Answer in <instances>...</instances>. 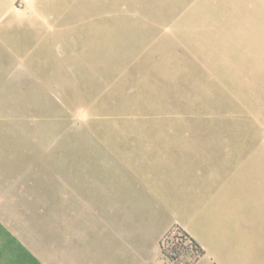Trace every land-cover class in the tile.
Returning <instances> with one entry per match:
<instances>
[{"label":"rangeland","instance_id":"374dc122","mask_svg":"<svg viewBox=\"0 0 264 264\" xmlns=\"http://www.w3.org/2000/svg\"><path fill=\"white\" fill-rule=\"evenodd\" d=\"M231 1L57 0L54 24L0 27V66L27 86L0 107L15 114L14 165L45 179L63 236L74 211L97 226L105 199L173 186L166 165H264L263 59L231 40L247 15Z\"/></svg>","mask_w":264,"mask_h":264},{"label":"crops","instance_id":"0c3cea01","mask_svg":"<svg viewBox=\"0 0 264 264\" xmlns=\"http://www.w3.org/2000/svg\"><path fill=\"white\" fill-rule=\"evenodd\" d=\"M56 1L0 0V27L54 24ZM231 4L247 14L230 22L243 27L241 35L231 30V40L240 36L247 56L264 64V0ZM1 61L0 107H9V91L27 86L14 84L20 69ZM15 131L13 110L0 109V264H168L160 240L175 225L204 250L193 264H264V165H166L159 173L173 186L157 185L150 198L125 190L114 200L105 196L97 226L94 215L74 211V234L63 236L40 204L45 179L25 174L29 165H14ZM189 170L196 173L186 180Z\"/></svg>","mask_w":264,"mask_h":264},{"label":"trees","instance_id":"16d2710c","mask_svg":"<svg viewBox=\"0 0 264 264\" xmlns=\"http://www.w3.org/2000/svg\"><path fill=\"white\" fill-rule=\"evenodd\" d=\"M160 246L168 264H193L204 253L199 243L179 225L161 238Z\"/></svg>","mask_w":264,"mask_h":264}]
</instances>
